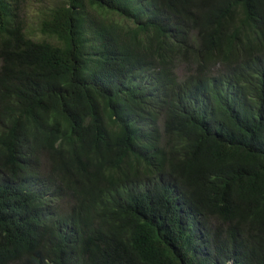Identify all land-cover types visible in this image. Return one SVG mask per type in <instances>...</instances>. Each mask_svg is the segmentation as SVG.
Segmentation results:
<instances>
[{
	"label": "trees",
	"instance_id": "obj_1",
	"mask_svg": "<svg viewBox=\"0 0 264 264\" xmlns=\"http://www.w3.org/2000/svg\"><path fill=\"white\" fill-rule=\"evenodd\" d=\"M26 20L0 0V264H264V0Z\"/></svg>",
	"mask_w": 264,
	"mask_h": 264
},
{
	"label": "rangeland",
	"instance_id": "obj_2",
	"mask_svg": "<svg viewBox=\"0 0 264 264\" xmlns=\"http://www.w3.org/2000/svg\"><path fill=\"white\" fill-rule=\"evenodd\" d=\"M57 1L60 0H20V7L22 10V14L26 20V25L28 29L32 30L37 27V21L40 11L47 7L55 4ZM35 32L34 37L40 36L37 31ZM179 70H182V67H178Z\"/></svg>",
	"mask_w": 264,
	"mask_h": 264
}]
</instances>
